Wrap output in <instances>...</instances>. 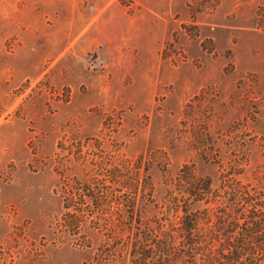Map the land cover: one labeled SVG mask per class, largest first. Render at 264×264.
I'll return each mask as SVG.
<instances>
[{
  "label": "rangeland",
  "instance_id": "rangeland-1",
  "mask_svg": "<svg viewBox=\"0 0 264 264\" xmlns=\"http://www.w3.org/2000/svg\"><path fill=\"white\" fill-rule=\"evenodd\" d=\"M130 160L141 218L65 226L62 176L115 161L122 181ZM193 165L212 180L200 203ZM257 203L264 0H0V264H160L182 240L221 263L224 240L264 238Z\"/></svg>",
  "mask_w": 264,
  "mask_h": 264
},
{
  "label": "trees",
  "instance_id": "trees-1",
  "mask_svg": "<svg viewBox=\"0 0 264 264\" xmlns=\"http://www.w3.org/2000/svg\"><path fill=\"white\" fill-rule=\"evenodd\" d=\"M131 160L126 163V175L124 180L121 181L122 175L121 170L117 169V164L115 161L111 164L108 172L102 170H95L94 174H85L83 177H70L63 175L61 188L63 189V223L65 226L82 228L84 226H100V225H111V226H132L134 222L138 221L141 218L139 209L137 208V201L133 202V189L139 191L137 186L138 182L142 179L139 177V173L136 172L133 179V165L131 166ZM186 169H191V172L186 173V186L189 196H192L195 202H202L204 198H197L198 194H208L213 192L211 189L212 180L209 176L196 177L192 176L196 170L195 165L185 166ZM184 167V168H185ZM136 169L141 170V167L138 166ZM123 171V170H122ZM101 172V173H98ZM123 186H115L116 184ZM245 188H250L249 185H245ZM119 188V189H118ZM242 186L237 184L234 186L233 191L230 193L232 202H239L240 197L244 198L246 201L247 198L242 196L244 193L241 191ZM122 191V192H121ZM250 191V190H249ZM121 192L124 195L121 205L118 207V213H120L118 224L115 222L110 223V218L106 219L105 213L110 212L111 206L115 207L117 203V193ZM137 193V192H134ZM261 193V192H259ZM256 194V193H255ZM169 196V194H168ZM253 198H250L249 202H252ZM175 203V202H174ZM257 206L264 208V205L257 203ZM185 215L187 219H192L194 213L191 211V206L187 205L184 207ZM193 210V209H192ZM113 216V215H112ZM125 216V220H123ZM257 216L256 222V232L261 231L260 228L263 225V221ZM192 217V218H191ZM250 220L253 219V215L248 216ZM189 231L192 230V226H188ZM187 228V227H186ZM186 229H183L184 232ZM178 248H170V243H165L164 246L159 247L158 250L162 251H172L175 249V253L178 254L177 262L180 264H260L264 258V254H257L256 251L264 252V238L260 240H250L246 238L239 239L234 242L224 240L223 244H220L221 251H232V254H227V256L219 257L224 258V262H217L211 256H205L196 252L195 247H197L198 242L195 241L187 242L182 240L178 242ZM177 244V245H178ZM194 246V247H193ZM176 249H178L176 251ZM234 249L236 250L235 252ZM165 252V254H167ZM164 253L159 256L158 262L160 264H168L167 256ZM150 256L148 255L146 259ZM145 259V258H144ZM156 264V263H154ZM170 264V263H169Z\"/></svg>",
  "mask_w": 264,
  "mask_h": 264
}]
</instances>
